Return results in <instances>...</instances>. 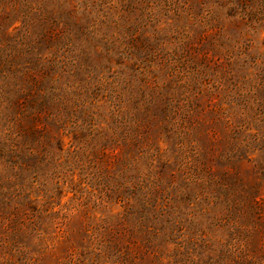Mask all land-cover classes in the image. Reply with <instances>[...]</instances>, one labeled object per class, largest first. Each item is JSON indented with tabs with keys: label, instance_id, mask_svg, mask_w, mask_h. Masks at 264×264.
I'll return each instance as SVG.
<instances>
[{
	"label": "rangeland",
	"instance_id": "374dc122",
	"mask_svg": "<svg viewBox=\"0 0 264 264\" xmlns=\"http://www.w3.org/2000/svg\"><path fill=\"white\" fill-rule=\"evenodd\" d=\"M0 264H264V0H0Z\"/></svg>",
	"mask_w": 264,
	"mask_h": 264
}]
</instances>
